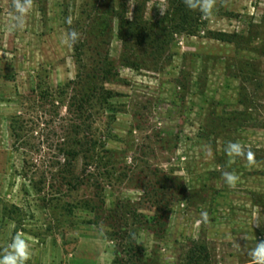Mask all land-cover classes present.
I'll list each match as a JSON object with an SVG mask.
<instances>
[{
  "label": "rangeland",
  "instance_id": "rangeland-1",
  "mask_svg": "<svg viewBox=\"0 0 264 264\" xmlns=\"http://www.w3.org/2000/svg\"><path fill=\"white\" fill-rule=\"evenodd\" d=\"M121 4L150 22L168 8L32 0L18 29L14 0H0V257L19 234L27 264H101L102 253L104 264H187L195 244L207 246L210 264H253L248 253L264 241V0H215L200 33L176 36L159 71L119 64ZM72 29L88 46L105 44L117 76L101 81L114 95L83 132L95 156L65 161L60 150L74 135L66 106L61 120L34 102L39 84L76 79ZM218 32L236 43L210 37ZM20 114L31 129L24 139L9 127ZM229 142L244 155L229 158ZM62 166L79 187L62 179Z\"/></svg>",
  "mask_w": 264,
  "mask_h": 264
},
{
  "label": "trees",
  "instance_id": "trees-1",
  "mask_svg": "<svg viewBox=\"0 0 264 264\" xmlns=\"http://www.w3.org/2000/svg\"><path fill=\"white\" fill-rule=\"evenodd\" d=\"M168 8L163 17L156 22L145 18L144 11L136 7L132 18L127 15L126 4L119 5L115 16L119 23V35L122 40V52L119 64L136 71H159L162 66L171 60L169 47L178 35L194 36L202 30L203 18L200 12L189 10L184 0H167ZM71 30H69L70 33ZM105 33L103 32V35ZM83 35H86L83 34ZM210 37L227 43H236L235 35L224 32L210 33ZM86 38L79 36L77 43L73 44L76 54L78 72L76 79L58 86L56 89L37 86L38 99L41 105L50 103L51 110L43 107V114L49 112L60 118V110L66 106L70 122H73V138L67 150L63 151L65 161L95 156L94 145L88 141L85 131H88L95 108L108 105L114 93L105 88L101 81L108 80L110 76H117L115 61L109 49L101 44L88 46ZM93 47V48H92ZM93 54L87 57V53ZM88 58V59H87ZM90 62V65L87 63ZM73 118V119H72ZM61 120H64L63 118ZM66 120V119H65ZM11 135L17 139H24V133L31 131L24 114L14 116L10 120ZM69 131V127H67ZM83 133V134H82ZM23 137V138H22ZM94 158V157H93ZM64 172L62 179L67 185L79 187L80 177L71 173L70 168L61 167ZM69 178V180H68ZM187 264H210L209 250L204 244H195L188 252Z\"/></svg>",
  "mask_w": 264,
  "mask_h": 264
},
{
  "label": "clouds",
  "instance_id": "clouds-1",
  "mask_svg": "<svg viewBox=\"0 0 264 264\" xmlns=\"http://www.w3.org/2000/svg\"><path fill=\"white\" fill-rule=\"evenodd\" d=\"M185 6L192 11H199L202 18H210L214 13L215 0H184ZM32 0H14V8L17 13L15 16V27L22 29L24 27V16L31 7ZM72 18L69 16L66 18L65 23L72 24ZM69 40L72 44H75L79 40V33L72 29L69 33ZM65 43L67 41H64ZM226 154L229 158L240 157L244 155V150L239 143L229 142L226 148ZM247 159L249 162L253 159V154L249 151L247 153ZM225 182L229 187H234L238 177L233 172L223 173ZM201 215L207 219V212L201 213ZM9 249L6 254L0 257V264H27L29 258L27 242L17 234L12 243L9 245ZM249 256L253 264H264V241H259L255 248L249 251ZM103 253L100 256L101 264H104Z\"/></svg>",
  "mask_w": 264,
  "mask_h": 264
}]
</instances>
